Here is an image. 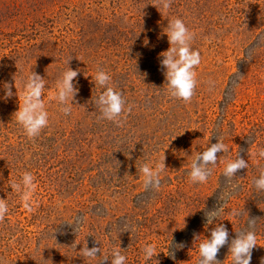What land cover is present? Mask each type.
<instances>
[{
  "label": "rangeland",
  "instance_id": "obj_1",
  "mask_svg": "<svg viewBox=\"0 0 264 264\" xmlns=\"http://www.w3.org/2000/svg\"><path fill=\"white\" fill-rule=\"evenodd\" d=\"M155 4L0 0V199L9 207L0 222L3 264H99L105 256L111 264L116 248L126 264H198L199 244L212 228L223 223L230 244L248 216L258 218L251 264L264 258V191L253 184L264 159L249 154L264 148V0H173L167 11ZM174 18L194 33L191 47L201 56L190 102L169 95L160 66ZM68 66L79 70V91L66 116L55 96ZM98 70L111 76L125 107L132 105L122 126L102 119L95 106L104 91L92 79ZM31 71L45 80L49 113L48 126L32 139L15 117ZM218 139L230 151L217 153L206 183L190 182L196 153ZM238 153L248 168L233 188L222 173ZM163 157L159 191L145 189L141 165L154 167ZM26 171L36 184L32 212L9 186ZM218 208L208 225L206 214ZM78 217L84 219L75 227ZM85 243L101 249L95 259L82 256ZM147 245L158 253L150 261ZM217 260L232 264L228 244Z\"/></svg>",
  "mask_w": 264,
  "mask_h": 264
},
{
  "label": "clouds",
  "instance_id": "obj_2",
  "mask_svg": "<svg viewBox=\"0 0 264 264\" xmlns=\"http://www.w3.org/2000/svg\"><path fill=\"white\" fill-rule=\"evenodd\" d=\"M173 0H156L154 5L157 9L162 8L167 11ZM167 30L165 31L170 47L168 50L160 53V66L164 69L166 78L167 90L171 97L181 99L184 102H190L194 90L197 85L196 72L194 69L201 62L200 52L191 47V41L194 39V33L189 30L184 21L180 18H174L168 21ZM70 61V60H69ZM67 61V63H69ZM79 70H73L69 66L66 71L61 74L57 81V93L55 99L62 105L60 111L64 115H70L74 105V98L78 94V87L74 83V79L78 76ZM95 85H99L102 91L94 101L95 106L99 109L102 119H107L114 122L117 126H122L124 120L122 115L127 112L131 113L132 105L125 107L126 101L120 91H116L111 86V76L103 70H98L95 74ZM15 81V88L16 80ZM210 85L214 86L212 82ZM24 90L23 103L19 104V109L15 113L16 121L22 126L28 138L37 137L42 129L49 124V113L45 109L43 93L45 89V80L39 74L31 71L25 80L22 81ZM5 98H11L14 93L12 84L5 83ZM211 90V88H210ZM230 149L220 139L218 142L211 143L202 152H197L190 165L189 179L192 183H206L209 176L212 174V168L217 165V153L228 152ZM250 155L264 159V148H259ZM248 168V162L241 158L239 153L235 159L229 160L223 169V176L227 182L236 187L232 183L237 178V173L242 169ZM165 157L155 164L154 167L148 163L141 165L139 171L143 174V183L145 189L152 188L159 191L161 187V173L165 171ZM253 184L258 192L264 191V168L259 171V177L254 179ZM12 191L21 195L23 207L32 212L33 205L30 195L35 192V178L31 172H24L19 182H11L9 184ZM224 195L220 196L223 200ZM221 208L210 211L206 214V223L211 225L218 217L217 213ZM9 212V207L6 199H0V222H4L6 215ZM232 216H240V211L233 209ZM84 218L78 217L73 223L78 227ZM255 217H249L247 220V229L237 232L236 238L232 239L229 244V231L223 223L217 224L210 231V238H205L199 244L198 264H220L217 260V255L220 249L226 244L229 245V253L231 255L232 264H251L253 249L257 244L256 223ZM125 231H129L127 225ZM199 236L194 234V243ZM98 242V241H97ZM177 248H183L184 245L178 244ZM101 252L95 244L89 248L85 246L81 250L82 256L89 259H95L97 254ZM144 260L150 261L158 253L155 246L147 245L143 249ZM174 258V257H173ZM109 260L108 257L99 261V264H104V261ZM111 264H126V257L121 254L119 248L113 249ZM158 262V261H157ZM3 264V261H0ZM159 264V262H158ZM260 264H264V258Z\"/></svg>",
  "mask_w": 264,
  "mask_h": 264
}]
</instances>
